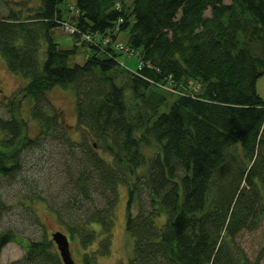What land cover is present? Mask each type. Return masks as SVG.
<instances>
[{
    "label": "trees",
    "instance_id": "1",
    "mask_svg": "<svg viewBox=\"0 0 264 264\" xmlns=\"http://www.w3.org/2000/svg\"><path fill=\"white\" fill-rule=\"evenodd\" d=\"M3 1L0 54L25 78L19 93L30 103V118L13 114L15 97L10 117L0 116V178L30 189L19 203L40 222L43 202L85 248L100 233L84 256L93 264L111 250L124 184L134 239L127 264H261L264 252L251 257L237 235L264 221V0H76L67 18L68 0ZM127 27L137 70L118 60ZM56 31L73 46L62 47ZM79 50L85 61L71 64ZM56 85L75 94L77 127L52 101ZM50 140L61 151L46 186L27 174V156L47 155ZM68 184L91 208L80 204L72 223L62 216L72 206L57 203ZM12 240L25 252L9 264H63L52 235L6 230L0 250Z\"/></svg>",
    "mask_w": 264,
    "mask_h": 264
},
{
    "label": "rangeland",
    "instance_id": "2",
    "mask_svg": "<svg viewBox=\"0 0 264 264\" xmlns=\"http://www.w3.org/2000/svg\"><path fill=\"white\" fill-rule=\"evenodd\" d=\"M75 1L76 0H68L67 6L62 5L64 8L65 18L68 16L71 17L72 14L77 13L75 9ZM8 10L9 7L6 2L0 0V13H7ZM129 33L130 27H127L126 29L119 32L118 39L124 43L126 48L117 49L119 54L118 60L121 62L122 66L131 70H137L140 65V57L138 53L130 51L128 48L127 43ZM54 35L62 47L70 48L73 46L74 38L71 34L56 31ZM85 58L86 52L79 50L76 54L71 56L70 63H83ZM21 81L25 82V78L21 74L9 70L6 61L0 54L1 117L9 116V102L7 103V101H10V99L15 97L13 114L30 118V103L26 99L21 98V94L19 93ZM257 91L264 98V75L260 76L257 80ZM49 94L55 105L62 109L65 121L68 124H71L72 127H77L76 102L73 91L70 88L67 89L60 85H56L50 90ZM29 120V128L35 131L36 126L34 120ZM74 135L77 138V132H75ZM54 142L57 141L50 140L46 143V150L48 153L47 155H38V153L36 155L34 153H29L27 156L29 163L32 165L31 167H27V174L30 175L31 179L37 178L40 181H44L46 186H48L46 177L49 174V169L56 171V164L54 163V160L58 157L59 152L61 151L60 145L55 144ZM58 168L62 170L60 172L65 174V167L63 164H61ZM29 192L30 189L23 188L18 181L10 182L6 176H2L0 178V199L5 202V205H9L7 209L0 207V233L5 232L6 230L10 231V229H12L19 235L38 239L45 235L51 238V233L56 230H62L66 232L64 228L65 224L63 225L55 213L50 211L43 202L35 203L40 222L37 221V217L32 211V208L25 206V204L22 205L19 203V200L27 196ZM74 195L75 189L72 190L70 184H68V188L65 190V192H59L57 195V203L64 204L68 207L72 206L68 209H65V207L62 209V216L65 222L72 223L75 219L80 220L81 203L80 201L76 202V197H74ZM126 198V186L121 184V186H119V199L115 207V222L113 227L111 250L107 254H96V261H93V264H127L129 262V259L133 254L134 239L126 229ZM48 199L50 203L53 202V198H49L48 196ZM97 203H100L99 198L97 199ZM81 205H83L82 212L86 211L87 214L91 211V208H89L90 205H88V203ZM71 208H74V213L70 211ZM100 238L101 235L99 233L95 243L88 248H85L80 243V240L77 239V237L74 239L70 238L72 255L77 264H86L84 262L85 253H90L91 249H96L99 246ZM237 241L253 258L257 257L260 252H264V221L262 222L261 226L255 230L241 231L237 235ZM54 247H56L57 250L56 244ZM24 252V248L18 240L9 241L4 244L0 250V264H9L13 260L21 258ZM261 264H264V253L262 255Z\"/></svg>",
    "mask_w": 264,
    "mask_h": 264
},
{
    "label": "water",
    "instance_id": "3",
    "mask_svg": "<svg viewBox=\"0 0 264 264\" xmlns=\"http://www.w3.org/2000/svg\"><path fill=\"white\" fill-rule=\"evenodd\" d=\"M52 240L56 244L60 258L63 264H77L72 255L70 247V238L68 234L62 230H56L51 233Z\"/></svg>",
    "mask_w": 264,
    "mask_h": 264
}]
</instances>
